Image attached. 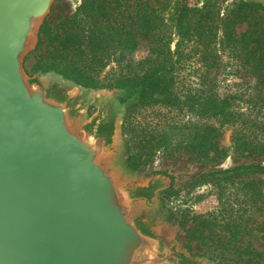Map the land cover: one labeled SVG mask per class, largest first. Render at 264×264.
Returning <instances> with one entry per match:
<instances>
[{
  "label": "water",
  "instance_id": "water-1",
  "mask_svg": "<svg viewBox=\"0 0 264 264\" xmlns=\"http://www.w3.org/2000/svg\"><path fill=\"white\" fill-rule=\"evenodd\" d=\"M57 1L0 0V264H217L161 215L170 176L125 165L132 98L27 71Z\"/></svg>",
  "mask_w": 264,
  "mask_h": 264
},
{
  "label": "trees",
  "instance_id": "trees-1",
  "mask_svg": "<svg viewBox=\"0 0 264 264\" xmlns=\"http://www.w3.org/2000/svg\"><path fill=\"white\" fill-rule=\"evenodd\" d=\"M156 2L83 0L76 13L61 23L62 31L54 34L53 40L57 43L40 54L33 67L43 72L53 70L69 78L67 68L80 69L90 75L99 74L110 66L115 75L112 83L91 87L120 88L125 91L122 100L132 98L124 122V130H127L131 114L137 108L159 103L166 107L178 105L173 91L174 75L170 73L175 65H182L184 55L187 57L183 44L192 41L195 50L202 51L207 83L203 90L186 93L183 103L208 120L202 137L206 153L220 155L219 138L224 130H231L235 151L264 155V5L252 0H236L224 16L218 18L215 0H207L202 6L191 4L189 0H176L167 19L164 11L172 1ZM243 23L247 28L238 33L237 27ZM172 29L178 37L174 51ZM219 29L222 30V49L236 60L244 78L255 79L245 91L222 95L217 90V73L222 63L217 48ZM50 34L47 18L31 53L38 51L45 35ZM143 41L148 43V55L135 61L132 54ZM212 70L216 72L211 75ZM195 131L194 137H198V129ZM241 168L264 173L261 163L234 167L228 172L238 174ZM232 174L229 178L234 176ZM233 183L239 184L238 190L243 193L235 211L254 207L264 200L261 180H233ZM232 216L226 226L230 229L235 224L238 229L239 224L233 222ZM242 217L244 215L240 214L239 218ZM262 237L264 239V234ZM255 253L246 263L264 264V252ZM216 257H220L218 264H222L223 254Z\"/></svg>",
  "mask_w": 264,
  "mask_h": 264
},
{
  "label": "rangeland",
  "instance_id": "rangeland-1",
  "mask_svg": "<svg viewBox=\"0 0 264 264\" xmlns=\"http://www.w3.org/2000/svg\"><path fill=\"white\" fill-rule=\"evenodd\" d=\"M82 1L59 0L54 4L48 17L51 34L45 35L40 49L31 53L25 61V67L30 74L44 73L33 66L40 54L48 52L57 43V40H53L54 34L62 31L61 23L76 13ZM171 1L168 9L164 11L167 19L176 0ZM189 1L202 6L207 0ZM215 1L217 17L222 18L236 0ZM151 2L155 3L156 0ZM246 28L247 24L243 23L237 27V32H243ZM172 32L171 48L174 51L178 37L174 29ZM220 38L221 29L217 38L222 62L217 73V90L222 95L245 91L247 85L255 83V79L248 81L243 77L236 60L227 50L222 49ZM183 47L187 57L184 55L182 65H175L170 73L174 75L173 91L176 93L174 97L178 105L166 107L159 103L133 111L127 130H124V123L122 128L124 163L144 177L152 174L170 176L171 185L161 192L160 212L183 247L194 255L209 257L217 264L220 257L216 255L222 254V264H247L246 260L253 257L256 251L264 252V200L254 207L247 206L235 211L239 208L238 199L243 198V193L238 190L240 185L233 183V180H261L264 187V173L247 168H241L239 175L228 171L253 163L264 165V155L235 151L231 130H224L219 138L220 155L206 153L202 137L208 120L202 115H196L183 103L186 93L203 90L205 87L206 67L202 61V51L197 48L195 50L192 41L185 42ZM148 50V43L143 41L140 48L132 54V58L135 61L141 60L148 55ZM66 71L68 79L78 81L76 83L79 86L90 90L97 89L91 87L94 85H110L115 76L110 66L99 74L89 75L76 68H67ZM214 72L216 71L212 70L211 75ZM94 111L95 108L89 110L90 114ZM196 129L199 132L198 137H194ZM231 174L234 176L229 178ZM240 214L244 215L245 220L243 217L239 218ZM230 216L234 218L233 222L239 224L238 229L235 224L232 228H227L226 222ZM239 250L243 252L240 253Z\"/></svg>",
  "mask_w": 264,
  "mask_h": 264
}]
</instances>
